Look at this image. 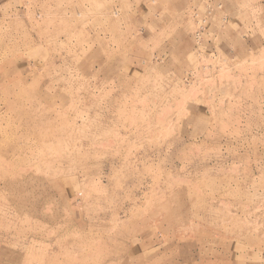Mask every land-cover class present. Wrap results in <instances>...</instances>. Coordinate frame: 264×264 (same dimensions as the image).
Returning <instances> with one entry per match:
<instances>
[{
	"label": "rangeland",
	"instance_id": "obj_1",
	"mask_svg": "<svg viewBox=\"0 0 264 264\" xmlns=\"http://www.w3.org/2000/svg\"><path fill=\"white\" fill-rule=\"evenodd\" d=\"M109 262L264 264V0H0V264Z\"/></svg>",
	"mask_w": 264,
	"mask_h": 264
},
{
	"label": "bare ground",
	"instance_id": "obj_2",
	"mask_svg": "<svg viewBox=\"0 0 264 264\" xmlns=\"http://www.w3.org/2000/svg\"><path fill=\"white\" fill-rule=\"evenodd\" d=\"M82 49H83V48H82ZM84 50H85V48H84ZM86 50H87V49H86ZM11 147H12V146H11ZM9 152H10V151H9ZM5 169H6V168H5ZM1 171H3V170H1ZM10 171H11V170H10ZM10 174H11V173H10ZM7 176H8V175H7ZM12 176H13V175H12ZM23 176H26V175H23ZM29 176H30V175H29ZM4 177H6V176H4ZM10 177H11V176H10ZM15 177H16V176H15ZM15 177H14V179L16 180L17 178H15ZM30 177H31V176H30ZM1 179H2V178H1ZM11 179H12V178H11ZM21 179H24V178L21 177ZM28 179H29V178H28ZM12 181H13V180H12ZM12 181H11V182H12ZM17 181H18V180H17ZM24 181H25V180H24ZM31 181H32V180H31ZM18 182H22V181H18ZM13 183H14V182H13ZM22 183H23V182H22ZM25 184H26V181H25ZM25 184H24V185H25ZM17 185H18V184H17ZM17 185H16V186H17ZM19 185H20V184H19ZM27 185L30 186V185H32V184H27ZM43 185H44V184H43ZM43 185H42V186H43ZM20 186H21V185H20ZM28 186H27V187H28ZM12 187H13V186H12ZM14 187H15V186H14ZM20 188H21V187H20ZM17 190H18V189H17ZM47 191H48V190H47ZM44 193H45V192H44ZM46 194H48V193H46ZM38 205H39V204H38ZM3 212H4V211H3ZM35 213H36V212H35ZM38 213H40V212H38ZM32 214H33V213H32ZM32 232H33V231H32ZM114 237H115V236H114ZM108 238H109V237H108ZM102 241H103V240H102ZM117 241H118V239H117ZM117 241H116V242H117ZM103 242H104V241H103ZM103 242H101V243H103ZM114 244H115V243H114ZM105 245H106V244H105ZM105 245H103V246H105ZM116 245H118V243H117ZM101 250H102V249H101ZM103 251H104V250H103ZM105 259H106V258H105ZM104 262H105V261H104ZM108 264H110V262H109Z\"/></svg>",
	"mask_w": 264,
	"mask_h": 264
}]
</instances>
